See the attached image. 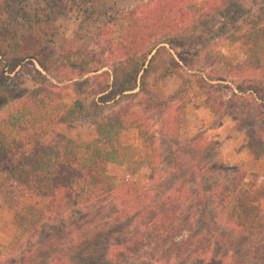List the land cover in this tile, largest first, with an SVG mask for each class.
<instances>
[{
  "label": "trees",
  "instance_id": "obj_1",
  "mask_svg": "<svg viewBox=\"0 0 264 264\" xmlns=\"http://www.w3.org/2000/svg\"><path fill=\"white\" fill-rule=\"evenodd\" d=\"M59 1L0 0V185L9 180L22 190L0 264H264V193L244 184L245 168L212 158L211 143L198 136L187 146L174 143L186 163L181 171V161L168 162L158 142V132L180 139L189 82L215 117L223 101L208 91L231 82L255 101L254 120L264 122V0L243 9L241 0H204L201 16L221 18L200 31L196 0L142 1L107 13L94 29L97 52L84 54L70 39L46 59L48 45L57 46L52 7ZM199 32L207 39L180 65L169 50L194 44ZM241 39L242 57L228 62L223 50ZM33 63L92 75L95 86L66 102L63 89L51 84L12 85L17 71ZM173 75L182 83L166 94L164 82ZM108 105L115 109L106 112ZM78 117L92 130L87 140L23 133L25 124L42 130ZM234 119L244 131L243 149L264 161V134L250 113L242 108ZM130 129L137 132L134 145L123 141ZM110 165L125 168L123 176L111 174ZM142 167L150 175L140 187Z\"/></svg>",
  "mask_w": 264,
  "mask_h": 264
},
{
  "label": "rangeland",
  "instance_id": "obj_2",
  "mask_svg": "<svg viewBox=\"0 0 264 264\" xmlns=\"http://www.w3.org/2000/svg\"><path fill=\"white\" fill-rule=\"evenodd\" d=\"M147 0H60L55 3L52 12V18L56 22L57 29V46L53 44L48 45L45 51V57L50 58L54 56L59 46L64 45L68 40L73 39L75 43L82 46L84 54H91L97 52L101 48V40L98 38L96 31L94 30L100 23L105 20V16L108 12L118 11V13L124 12L127 8L135 5L136 3ZM204 0H196L192 9L195 12L198 22L196 29L198 31L203 28L213 25L220 17L218 13L212 16L211 19H204L201 16L202 5ZM244 6L241 9L247 7V4L256 5V0L249 2L248 0H241ZM249 2V3H248ZM33 8L30 7V10ZM50 9V8H49ZM33 13V12H32ZM201 16V17H200ZM197 41L194 44H190L187 48H179L176 46L171 47L169 50L172 58L181 65L180 59L190 60L192 58V52L200 47V45L207 39L206 34L197 33ZM100 44V45H99ZM193 46V47H192ZM247 47V43L244 39L238 41L229 49H224L223 54L225 59L230 63H236L243 55L244 50ZM168 48V47H166ZM48 62V60H45ZM167 53L164 54L161 63H169ZM1 66V63H0ZM34 66V67H32ZM18 72V75L13 77L12 85H16L21 89L34 90L35 87L40 85L51 84L63 89L65 101L69 102L78 95L84 94L86 91H90V88L95 86L93 83L92 75L79 77L78 71H61L60 69H51L44 71L37 64H27L22 67ZM65 72V73H64ZM199 74V73H197ZM41 76L46 80H42ZM12 77V76H11ZM88 78V79H87ZM182 83V79L178 75L168 77L163 85L166 94H171ZM188 90V104L186 106L185 118L186 123L181 131L180 139L173 140L160 132L158 135L159 146L165 149L166 160L172 162L174 160L181 161L180 168L186 166L183 154L180 150H177V144L187 146V141L190 139L201 136L204 140H207L210 146H212L211 157L218 159L219 162L226 165L242 166L246 170V177L244 184L246 186H256L260 188L264 193V161L263 159H256L250 152H247L242 148V144L245 140L244 131H238L234 128L235 119L234 114L244 109L245 112L250 113L252 124L257 126L264 134V122L255 121L256 117L253 115V109L255 107V101L248 98L246 95L238 94L231 84V82H222L216 85V87L210 89L208 92L217 101H223V109L219 117H215L204 104L205 95L193 89L191 82L187 85ZM230 91L235 92L236 96L230 94ZM91 95L93 93L91 92ZM132 99L131 101H134ZM137 100V99H136ZM136 100L134 102H136ZM111 109H115L114 105H108L105 107L106 112H110ZM250 111V112H249ZM23 133L26 136H37L42 133H60L72 140H87L92 135V130L88 122L84 118H76L67 125H55L52 127H43L42 130L35 128L32 125H24ZM123 141L127 145H133L137 143L136 130H128L125 132ZM180 142V143H178ZM173 144V145H172ZM179 145V146H180ZM186 155H189L188 149H185ZM187 157V156H186ZM109 172L117 177H122L125 173V168L110 165ZM150 170L147 167H142L137 175L136 182L142 187L149 179ZM22 196V190L15 183L4 180L0 185V244L7 245L14 234V216L15 211L12 207V203L16 198ZM261 208L264 212V199L261 203ZM104 246H102L103 249ZM218 254L223 256H229L227 251L223 249L217 250Z\"/></svg>",
  "mask_w": 264,
  "mask_h": 264
},
{
  "label": "crops",
  "instance_id": "obj_3",
  "mask_svg": "<svg viewBox=\"0 0 264 264\" xmlns=\"http://www.w3.org/2000/svg\"><path fill=\"white\" fill-rule=\"evenodd\" d=\"M130 130H134V129H130ZM128 131V130H127ZM125 134V133H124ZM243 144H244V142H243ZM243 144H242V146H243ZM134 145V144H133ZM243 148V147H242ZM244 150H246V149H244ZM247 151V150H246ZM247 152H249V151H247ZM253 156V155H252Z\"/></svg>",
  "mask_w": 264,
  "mask_h": 264
}]
</instances>
